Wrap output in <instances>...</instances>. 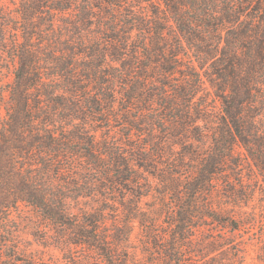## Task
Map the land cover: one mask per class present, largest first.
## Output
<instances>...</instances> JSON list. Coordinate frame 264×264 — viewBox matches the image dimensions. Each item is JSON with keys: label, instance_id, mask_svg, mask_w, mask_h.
<instances>
[{"label": "trees", "instance_id": "trees-1", "mask_svg": "<svg viewBox=\"0 0 264 264\" xmlns=\"http://www.w3.org/2000/svg\"><path fill=\"white\" fill-rule=\"evenodd\" d=\"M151 158L173 195L170 233L141 215ZM258 191L264 0H0V264L21 260L22 207L72 264H128L136 221L160 259L185 264L199 208L222 192L256 213Z\"/></svg>", "mask_w": 264, "mask_h": 264}, {"label": "rangeland", "instance_id": "rangeland-1", "mask_svg": "<svg viewBox=\"0 0 264 264\" xmlns=\"http://www.w3.org/2000/svg\"><path fill=\"white\" fill-rule=\"evenodd\" d=\"M147 118L141 121V128L144 129L143 139L150 140L148 135L149 125L146 124ZM113 134L118 141L128 148V139L125 135L126 128L121 124L113 127ZM143 131H136L141 134ZM134 136V137H135ZM138 138V137H136ZM140 138V137H139ZM175 139L174 137L171 140ZM178 141V140H176ZM152 146V145H151ZM180 148V145H176ZM152 147L150 152H152ZM153 158L148 165L139 167L143 170L144 179L142 180L148 193L142 198L140 207L143 214L144 223L150 226V218L155 217L158 220L155 229L163 233L172 231L173 222L172 210L170 208L173 195L165 192L167 186L155 174L152 165L155 164ZM168 170L169 168L166 167ZM187 170L185 169V172ZM168 185V184H167ZM222 187V184H221ZM99 186L95 187V193L101 197L103 191ZM221 189V188H220ZM114 194H111L113 198ZM82 198L79 207L90 209L93 205L99 204L97 198ZM207 199V197L205 198ZM213 208H199L198 217L195 221V230L193 233L194 243L187 250L184 249L182 259L185 264H264V196L260 191L257 192L254 202L258 203L256 213L252 208L247 212H239L228 203V199L222 192L211 197ZM213 213L219 215L220 219H228V222L216 220ZM18 220L19 230L17 239L20 246V261L18 264H72L67 261L60 248L55 245L56 228L44 220L31 207H22V211L14 214ZM150 215V217H148ZM255 221V224L246 223ZM233 223H236L238 229H233ZM135 227L131 239L130 252L131 257L128 264H168L166 257L160 259V248L154 241L144 236L145 227L140 222H135ZM149 241V242H147ZM92 261V258H91ZM94 264L95 260L92 261ZM87 264L84 259L82 263Z\"/></svg>", "mask_w": 264, "mask_h": 264}]
</instances>
